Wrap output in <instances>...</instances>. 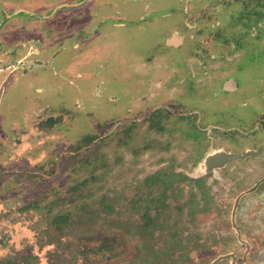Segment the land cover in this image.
Listing matches in <instances>:
<instances>
[{
	"label": "rangeland",
	"instance_id": "1",
	"mask_svg": "<svg viewBox=\"0 0 264 264\" xmlns=\"http://www.w3.org/2000/svg\"><path fill=\"white\" fill-rule=\"evenodd\" d=\"M115 1L116 14L112 15L116 19L105 24L103 32L107 34L100 44L105 69H99L95 59H86L75 68L63 51L55 72L19 71L0 76V264H211L227 254H235L239 264L245 256L242 264H264L263 188L242 198L236 215L232 213L238 195L264 174V116L258 123L260 112L264 113V83L259 81L250 89L256 97L247 98L253 103L254 120L242 114L247 111L235 108L237 102L232 104L231 96L220 95V89L210 91L213 81L222 85L230 77L228 58L233 56L228 45L219 47L216 33L206 27L185 31V38L192 40L198 51L189 66L196 69L199 63L203 69L195 79L200 102L185 96V111L174 107V121L184 119L185 113V140L175 136L168 156L155 149L133 154L153 134L138 139L131 129L122 152L120 125L102 122L92 109L89 112L96 119L81 121V126L64 108L46 110L28 124L29 111L56 106L63 100L72 114L81 115L75 107L79 90L81 99L93 102L102 117L115 110L118 119L128 101L131 108L137 105V75L144 69V61L165 54L164 39L179 24L167 16V10L183 11L184 7L179 0ZM95 10L93 6L92 12ZM121 22L125 28L113 26ZM187 51L175 49L169 55L182 73ZM243 58L239 78L248 84L251 63L247 56ZM232 64L235 67L234 60ZM84 70L87 80L77 78L75 73ZM35 87L44 90L40 98ZM125 93L132 94L126 99ZM214 93L220 96L213 98ZM108 94L117 98L114 109L106 102ZM235 95L234 99L240 98ZM212 99L217 102L209 109ZM241 103H247L246 99ZM132 120L133 116L128 117L127 125ZM196 126L202 130L193 138L189 133ZM26 127L27 134L16 138L14 134ZM87 137L91 141L85 144ZM215 151L255 153L246 161L232 162L225 170L216 169L205 178L208 189L199 190L191 179L202 176L206 168L199 171L195 164L198 157ZM166 161H171L172 167L159 171ZM156 171L169 182L151 184L145 180ZM191 214L197 215L195 219ZM189 239L195 240L194 245L183 247L182 242ZM197 245L201 246L198 250Z\"/></svg>",
	"mask_w": 264,
	"mask_h": 264
},
{
	"label": "flooded vegetation",
	"instance_id": "2",
	"mask_svg": "<svg viewBox=\"0 0 264 264\" xmlns=\"http://www.w3.org/2000/svg\"><path fill=\"white\" fill-rule=\"evenodd\" d=\"M239 1L240 3H238ZM179 2L184 7L183 11L175 8L167 10V16L171 20H176L175 22L179 24L176 25V28L171 29L164 39L163 44L166 45L165 54L159 59L156 57L144 61V69H141L140 74L137 75L138 84L135 90L137 105L135 107H129L130 103L128 101V107L118 119L116 118L117 113L115 110H112L111 116L102 117L99 116V108L93 102H89L84 97L81 99L82 91L79 90L77 91L78 97L75 99V107L81 111V115L72 114L69 105L63 100L56 106L48 104L41 107L38 111H29L28 124L35 120L38 115L44 114L46 110L64 108L68 112V116L76 117L75 123L79 122L78 124L81 126V121L85 122L88 120L90 122L92 119H96L93 117L94 114L89 112L92 109L97 111V115H95L98 118L100 117L99 119H102V122L110 121L120 125V137L121 139L123 138L120 141L122 152L127 145L126 139L130 135L127 130L131 129L138 139L143 135L146 136L149 132L153 134L148 139V143L136 147L132 151L133 154L138 155L141 151L155 149L159 155L168 156V152L174 146L173 140L175 136L185 140V113L183 115L184 119H181V121L176 119L174 121V107H181L185 111V96L187 98L193 97L197 102H200L195 79L198 74L201 75L200 72L203 69L199 63L195 64L196 69L189 66L188 61L196 60L198 51L193 49L192 40L189 41V38H185V31L199 27L204 29L206 27L210 32L216 33L217 40L221 41L219 47L228 45L230 54L233 56L232 59L228 58L231 60L230 64L232 66L230 77L222 85L218 80L213 81L209 90L220 89V95L231 96L229 101L232 104L237 102L235 106L237 110L247 111V114L242 112L245 117L252 120L257 118L253 115V103L247 98L249 96H251V99L256 97L252 96V88L258 85L259 81L264 83V0H187L188 10L186 12L185 0H179ZM93 6L96 8L94 12H92ZM115 8V0H0V76H12L19 71L24 74L36 73L42 70L55 72V63L63 51H66L64 55L70 56L68 64L74 65L75 68L77 64L79 65L80 62L82 63L86 59H90V61L95 59L99 69H105V56H103V52L100 49V44L101 40L106 38L107 31L103 32L105 24L109 23L113 18L114 20L116 19L113 16L116 14ZM118 15L121 16L123 14L118 11ZM205 16L207 19L204 18ZM247 17H253L255 20L243 19ZM193 18H198V21H193ZM113 24V26L125 28L123 22ZM64 29H70V32L68 34L64 33ZM23 33L27 35L21 37ZM182 48L188 49L184 73L174 65L177 62L172 57H169L171 50ZM221 51L225 52L224 49ZM245 56L249 58L251 63L248 84H244L239 78V72L243 69L241 60H244L243 57ZM210 58L213 59L212 56ZM232 60H234L235 67H233ZM75 74L77 78L85 80L88 78V72L85 70L83 73L77 71ZM243 86L247 90L243 89ZM32 87H34V84H32ZM174 89L177 91L175 95L170 92L175 91ZM35 90H37V98H40L44 90L38 87H35ZM131 94L125 93L124 95L127 99L128 95L131 96ZM235 94L239 95L240 98L234 99ZM220 95L214 93L213 98ZM116 99L115 94L107 95L106 102L110 108L114 109ZM245 99L247 103L242 104L241 101ZM213 101L215 99H212L208 106L209 109ZM212 110L213 115L218 111L216 108ZM260 113L258 123L261 122L264 116V113ZM131 116L134 117V120L127 125V119ZM142 123L146 124V126L142 127ZM181 124L184 128L180 126ZM76 125H74L75 128H77ZM212 129H219V127L213 126ZM200 130L202 129L196 126L191 129L192 133L189 134L195 138L194 136H197ZM27 131L29 129L26 127L20 132L15 131L14 135L16 138H20L27 134ZM83 140H85V144L91 141L88 137ZM195 143L198 145L201 142L196 141ZM13 146L14 143L12 144ZM200 149L199 145L197 150ZM76 151L78 152L80 149ZM254 153V151H248L238 155L215 151L198 157L195 167L199 171H202V168H206V170L203 171L202 176L191 179V184L199 190H207L208 181L205 180L207 176L213 175L215 170L221 167L222 169L218 171L225 170L232 162L246 161ZM148 155L151 156V154ZM121 156H123L122 153ZM168 166L172 167L171 161L162 163L159 171L166 170L167 168L165 167ZM192 166V163L188 165L190 168ZM123 171L125 173V168ZM159 171H156L150 179L146 178L145 180H148L151 184L159 181L168 183L169 180L166 179V175L160 174ZM187 181L190 182L189 180ZM262 188L264 192V174L251 187L243 190L238 195L237 202L233 207V215H236L242 198L247 195H255ZM196 216L191 214V218L195 219ZM147 220L150 222V219ZM233 228L238 233L236 223H233ZM197 239L199 242L201 236ZM238 240L241 241L239 238ZM194 242L195 240L189 239V241L182 242V246L188 247L189 244L192 246ZM195 248L198 250L201 246L197 245ZM246 258L245 256L240 264L245 262ZM226 260H230L231 264H239L236 262L235 254L222 255L211 264H219Z\"/></svg>",
	"mask_w": 264,
	"mask_h": 264
}]
</instances>
